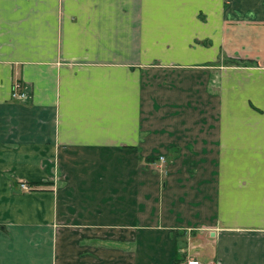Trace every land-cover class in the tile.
I'll use <instances>...</instances> for the list:
<instances>
[{
	"label": "crops",
	"instance_id": "1",
	"mask_svg": "<svg viewBox=\"0 0 264 264\" xmlns=\"http://www.w3.org/2000/svg\"><path fill=\"white\" fill-rule=\"evenodd\" d=\"M225 1L0 0V264H264V57L190 45L225 44Z\"/></svg>",
	"mask_w": 264,
	"mask_h": 264
},
{
	"label": "rangeland",
	"instance_id": "2",
	"mask_svg": "<svg viewBox=\"0 0 264 264\" xmlns=\"http://www.w3.org/2000/svg\"><path fill=\"white\" fill-rule=\"evenodd\" d=\"M119 3H124V1H119ZM234 1L229 0L224 2V9L227 11L230 9V12L228 13V21L225 26L224 30V36L227 34L228 36H225V39L227 41L223 45H215L213 42V39L210 37L206 38H200V37H195L192 39V43L190 44L191 47L201 49L204 51H209V50H214L215 55H212L209 57L208 60H203L202 63L198 66H203V67H208L209 69L212 70H217V69H222L223 67H227L230 69H236V68H244V67H257L259 66V63L256 66H244V65H239L237 63H232L230 62L231 59H240L242 55H260V57H264V0H239V5L236 9L231 8V5H233ZM125 6H121L117 8L116 11L111 12L115 15V18L117 20V29L118 31H121L124 29V26L122 25V21L124 20H133L135 22V25H138L141 22V14L140 12H132L130 13L127 17V12L124 11ZM122 10V11H121ZM209 18V14L206 12H200L197 15V19L203 23H206L207 19ZM224 39V40H225ZM229 42V44H228ZM118 53L119 55L124 51V44L121 39L118 40ZM122 55V54H121ZM122 60V61H121ZM117 60L118 68H130L133 70H136L137 68H142L146 67L144 65H140L141 61L138 60H125L121 59ZM125 62V63H124ZM263 64H264V59H263ZM152 66H164L165 68L167 67H174V65H168V64H162L161 61L154 60V63L151 64ZM150 65V66H151ZM104 66V65H102ZM149 66V67H150ZM187 67H192V66H187ZM194 67V66H193ZM167 68L166 70H168ZM176 75L183 73L188 74V73H194L193 71H181V72H175ZM164 76L162 79H152L153 76L150 77V83H156V82H164V80L171 81L172 77L170 76ZM209 76V75H208ZM207 75H202L199 78L204 82L208 79ZM212 76V75H211ZM161 77H163L161 75ZM167 77V78H166ZM220 76L219 74H216L215 72L213 73L212 79L213 82H217L216 79H218ZM193 78V77H192ZM210 78V77H209ZM166 80V81H167ZM169 86H179L180 82L177 80H173L172 82L169 83ZM186 84V83H182ZM188 84V82H187ZM171 112V111H170ZM167 119L169 120L172 118V113L167 112L166 113ZM21 183H26L30 187V189L22 191L20 188ZM43 185H46L44 183H40L38 185L34 183H29L28 181L21 180L18 182L16 191L19 192L20 194H23L24 196H28L34 192L40 191V188ZM186 257L185 260H179L178 264H182L183 262H186L190 259H197V256L195 255H190L184 254ZM205 264L204 262H202ZM214 264H218L215 262Z\"/></svg>",
	"mask_w": 264,
	"mask_h": 264
},
{
	"label": "built area",
	"instance_id": "3",
	"mask_svg": "<svg viewBox=\"0 0 264 264\" xmlns=\"http://www.w3.org/2000/svg\"><path fill=\"white\" fill-rule=\"evenodd\" d=\"M12 98L18 101H26L28 99V95L26 92L22 91V87L19 83H15ZM30 186L26 183H21L20 188L22 191L28 190ZM182 264H203L201 260L197 259H190Z\"/></svg>",
	"mask_w": 264,
	"mask_h": 264
},
{
	"label": "trees",
	"instance_id": "4",
	"mask_svg": "<svg viewBox=\"0 0 264 264\" xmlns=\"http://www.w3.org/2000/svg\"><path fill=\"white\" fill-rule=\"evenodd\" d=\"M230 62L237 63L239 65H244V66H256L258 64L257 62H254L251 60H244V59H231ZM17 83H19L21 85L22 91L26 92L23 84L21 82H17ZM16 184H18V183L16 182Z\"/></svg>",
	"mask_w": 264,
	"mask_h": 264
}]
</instances>
